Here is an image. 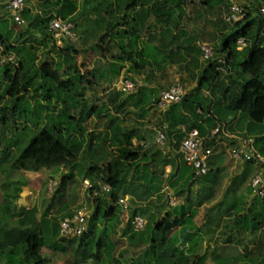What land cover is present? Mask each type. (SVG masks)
Returning <instances> with one entry per match:
<instances>
[{
	"label": "rangeland",
	"instance_id": "obj_1",
	"mask_svg": "<svg viewBox=\"0 0 264 264\" xmlns=\"http://www.w3.org/2000/svg\"><path fill=\"white\" fill-rule=\"evenodd\" d=\"M55 1L26 0L25 7L20 12L25 24L20 26L13 21L6 10L7 0H0L1 18H4L0 20V37L13 48L28 43L36 46L38 58H42L43 51H46V54L48 51L46 60L49 62L58 60L57 54L51 50L52 43L63 51L68 48L70 59L66 62L63 61L61 78L80 81V85L85 87L84 90H80L81 95L77 97L79 104L68 108V114L73 119H78L81 112L89 107H101L103 109L101 115L98 117L90 115L83 121L87 132L93 131L101 137L104 131L107 130V115H115L118 124L133 134L132 143L134 147H139L141 152L146 151L148 156L146 159H140L139 162L127 169L124 185L120 191V195H126L129 201H132L134 208L132 207L124 212L116 204V213L110 219H107L103 214L114 205V201L109 195L101 196L97 229L94 234L89 235L90 239L85 245L78 242L70 243V241L65 243L61 241L59 235H56L54 240L58 242V247L53 248L49 246L52 235L42 232L44 245L41 246L40 253L46 261L45 264H131V261L139 255L141 249L131 244L134 242H129V234H124V237L120 234L122 230L126 231L129 227L131 210L136 209L139 214L143 215L147 223L149 220L158 219L170 208L164 197L166 190L172 191L184 203L188 202L191 206H196L200 201H198L199 196L196 193L197 190L195 192V188L198 185L203 187V179L206 180L205 178L211 175L214 170L210 164L209 173L197 177L191 186L188 188L179 187L178 190L173 189L169 183L172 172L167 173V166L170 162L175 164L177 158L176 134L171 136L163 146H158L154 142L155 129L161 122L167 121L163 117L164 111H149L146 115H142L140 111L130 105V102L142 89L149 86L161 91L171 84L179 82L184 88L185 95L195 91L197 85L196 75L199 71H195L191 57L197 56L199 70L206 64V61L201 59L197 41H205L214 48L213 59L222 57V55L215 52V49L220 40L218 32L220 33V31H224L229 27L223 19L225 0H185L180 9H175L169 14L163 12L161 22L147 23L152 27L149 28L148 33L147 30L143 33L144 39L150 40L154 47L163 40L166 43L171 41L172 44L169 45V48L171 47L174 51L179 50L182 54L188 53L189 62L186 65L184 63H168L164 66L161 64L162 54L152 49L143 59L144 66L141 69H131L129 61L118 62L115 57L120 53L119 45L125 43L126 39L107 36L104 41H100L99 37L102 36L103 29H97L95 23H74L75 40L62 39L60 44H57L53 39L44 41L39 23L48 14L53 17L60 16L58 13L61 8L56 5ZM107 1L74 0L79 8V15L84 21L94 19L98 16V13L106 10ZM252 1L238 0L240 4L245 5H251ZM35 7H40L47 12L33 13ZM156 13V16L159 17L161 10ZM75 18L72 17L70 20L74 21ZM102 18H100L102 23H109L110 20H114L110 15ZM48 27L45 32L47 36H50ZM262 44L264 45V39ZM180 45L182 46L178 47ZM116 63H122L118 72H116V67L113 66ZM218 69L221 71L222 88H233L227 78L231 74L235 75V72L220 67ZM123 79L131 80L134 84V90L130 92L121 91L119 85ZM3 86L4 81L0 70V94ZM116 94V100L111 103L110 99L114 98ZM203 94L205 93L203 92ZM27 99L30 101L31 106L36 104L35 100L28 97ZM216 100L215 98V102ZM121 101L124 102L123 108L116 110L114 104ZM7 102L6 98L0 99V106ZM183 103H179L174 107L181 108ZM216 104H213V107L216 108ZM178 110L180 111V109ZM44 113L45 111L41 112L37 126L33 121L35 117L32 119L29 116H22L21 119H16L0 127V226L4 228H12L20 224L18 212L25 211L24 208L30 206L28 202L33 195L34 206L36 207L34 215L37 221L44 218L49 220V216L56 217L59 221L61 217L67 216V213H73L79 208H85L87 220L89 221L97 209V203L88 190L84 188L82 177H85L86 170L91 167L102 168L112 159L115 153V149L103 144L100 138L93 142L90 149L85 148L74 167L41 168L37 171H25L10 167V163L14 158L29 144L31 138L39 132V129L46 124L47 121L43 118ZM174 115H177V113L174 112ZM188 118L187 116V123L191 121ZM179 119L180 117L173 122L174 126L180 124ZM223 122L227 124V130L230 124H234L232 126L233 131L238 129L242 134L261 138L258 144L261 148L263 147L264 127L262 125L251 124L250 120L239 116L233 121L230 118H225ZM55 126L60 129L62 139L66 138L68 133H75L73 131V129L75 130L74 125L70 126L66 118L62 122L54 123ZM215 145L210 159L213 160L221 151L220 155L225 156L224 163L226 166H232L233 161L228 158L226 153L230 141L220 137L219 143ZM183 166L188 172L192 170L191 167L185 164ZM253 170L251 166H246L245 170L238 176V182L241 183L244 178L249 177ZM150 173L154 178L148 181L147 177ZM70 176L71 178L67 180V177ZM221 180H227L228 182L230 178L228 174H225L221 177ZM147 186L149 187L146 189ZM154 186H158V189L154 190ZM149 190L152 193L146 197L145 194ZM245 199H248V205H260L259 200L250 193H245V196L240 197V201ZM203 218V212L200 211L195 216L196 223H201ZM211 219L212 221H210V226L207 229L213 236L210 245L207 247L201 245L198 251L196 250L198 255H205L206 262L204 264H261V262H264V228L251 232L248 236L244 231L227 227V214L222 213L219 218L218 215H215ZM34 227L36 231L39 230L38 225ZM103 229H106L105 234L102 233ZM114 230L115 234L113 233ZM146 231H149V229H145ZM97 241L100 243L98 248L96 247ZM0 264L7 263L3 258H0Z\"/></svg>",
	"mask_w": 264,
	"mask_h": 264
},
{
	"label": "trees",
	"instance_id": "obj_2",
	"mask_svg": "<svg viewBox=\"0 0 264 264\" xmlns=\"http://www.w3.org/2000/svg\"><path fill=\"white\" fill-rule=\"evenodd\" d=\"M184 1L116 0L115 11L110 9L112 5L106 4V10L98 13V16L94 19L85 20V22L95 23L97 29H103V34L99 37L100 41H104L107 36L126 39L125 43L119 45L120 53L115 58L118 62L129 61L131 69H141L144 66L143 59L152 49L162 54L161 64L164 66L168 63H184L186 65L189 62L188 53L182 54L179 50L174 51L171 47L169 48V45L172 44L171 41L166 43L163 40L154 47L150 40L143 37V33L146 30L148 33L149 28L152 27L147 23H157V21L162 20L163 12L169 14L175 9H180ZM55 3L61 8L58 13L59 17L63 19L77 17L72 21L73 23L81 17L77 3L75 4L74 0H56ZM123 5L125 6V12H123ZM242 5L246 7L245 17L233 24H228L229 27L219 33L220 40L217 43L215 52L222 55V57L213 59L212 56L210 59L205 60L206 64L200 70L197 56L191 57L195 71H199L196 75L197 85L195 91L183 96L179 102H184L181 108L174 107L179 103L170 107L173 115L171 120L166 122L169 127V134L167 135L171 137L176 134V148L179 146L182 134L178 129V132L176 129L174 131L171 129L175 127L173 122L177 121L179 117L180 124L178 125H184L187 129L197 128L199 134L205 138L203 145L212 146V153L216 145L207 138V135L217 125L224 124L227 127V124L223 122L225 118H230L233 121L239 116L247 118L251 124L264 127V45L262 44L264 18L259 14V0H253L251 5ZM137 7L139 11L134 13L132 17V13ZM159 10H161V15L158 17L156 12ZM108 15L111 18L113 17L114 20H110L109 23H102V17ZM52 18L53 16L48 14L39 23L44 41L53 39L50 32V36H47L45 32ZM239 37H246L250 40L251 45L237 50L235 43ZM0 44L3 46L5 53L13 52L17 58L16 66L5 63L1 68L4 86L0 99L6 98L8 102L0 106V127L16 119H21L22 116H29L32 119L35 117L33 121L37 126L42 111H45L43 118L47 121L39 129V132L31 138L29 144L14 158L10 163V167L25 171L62 166L74 167L85 148L90 149L93 142L100 138L103 144L111 149L114 148L115 153L112 159L102 168L95 166L86 170L84 178L89 179L93 188H98V181L110 185V192L107 195L112 198L114 205L103 214L107 219H110L116 213L115 201L120 196V191L123 188L127 169L139 162L140 159H146L147 152H141L139 147H134L132 143L133 134L118 124L115 115H107V130L104 131L101 137L93 131L87 132L83 121L90 115H96L97 117L101 115L103 110L101 107H89L81 112L78 119H73L68 114V108L79 104L77 97L81 95L80 90L85 88L80 85V81L61 78L63 63L70 59L68 48L63 51L52 43L51 50L57 54L58 60L49 62L46 60L48 51L47 54L46 51H43L42 58H38L37 47L30 43L13 48L0 37ZM121 65L122 63L113 64L116 67V72L120 70ZM219 67L235 72V75L231 74L227 78L233 88H222ZM158 94L159 91L154 87H146L138 93L130 102V105L140 111L142 115H146L151 111V102L157 98ZM27 97L35 100L36 104L31 106ZM116 98L117 94L110 99L111 103ZM215 98L217 99L216 102ZM213 104H216V108L213 107ZM114 106L116 110L122 109L124 102L121 101L114 104ZM174 112L177 115H174ZM187 116L191 120L189 123H187ZM64 118L68 119L70 126L74 125L75 130L73 129V131L75 133H68L63 140L60 129L54 127V123L62 122ZM231 125H229V129L233 130ZM259 139L261 138L254 137L255 145L264 155V140L261 148L258 144ZM219 153L221 154V151ZM176 160L175 164L168 163L175 168L170 176V186L175 190H178L179 187L188 188L197 177H195L193 168L181 159L180 154H177ZM183 164L191 167L192 170L188 172ZM70 178L71 176L67 177V180ZM147 178L148 181H151L154 176L150 173ZM157 189L158 186H154V190ZM87 190L91 194V188ZM151 193L149 190L145 196L147 197ZM93 199L97 203V209L88 221L87 231L83 235L69 240L60 238L61 241L65 243L69 241L70 243L78 242L85 245L90 239L89 235L94 234L100 214L101 196H96ZM129 202L130 208H132V201ZM259 202L260 205L258 206H255V204L240 206L238 203L229 205L227 208V227L244 231L262 230L264 228V203ZM169 207L164 215L158 219L149 220L148 223L146 221L145 229L148 228L149 231L145 232V229L134 231L129 224L125 235L129 234V242H134L131 244L141 249L139 255L131 261V264H204L206 262L205 255H198L196 251L184 252L175 246L168 237L173 229L179 228L184 241L192 240L191 244H196L198 239L193 240V235L190 233L194 229L193 217L195 215V210L191 209V204L183 202ZM131 211V216L138 213L136 209ZM35 213L36 207L33 205L25 211L18 212L20 222L18 226L12 228L0 226V258H3L7 264H45L46 261L40 253V248L44 245L42 232L52 235L50 247H58V242L54 240V236L59 235L60 220L64 216L59 221L56 217L51 216H49V220L44 218L37 221ZM71 215V212L67 213V216ZM35 225L39 226L38 231H36ZM201 228H198V230L206 232L205 229ZM105 232L106 229H103L102 233L105 234ZM99 245L100 243L97 241L96 247L98 248ZM261 264H264V262H261Z\"/></svg>",
	"mask_w": 264,
	"mask_h": 264
},
{
	"label": "built area",
	"instance_id": "obj_3",
	"mask_svg": "<svg viewBox=\"0 0 264 264\" xmlns=\"http://www.w3.org/2000/svg\"><path fill=\"white\" fill-rule=\"evenodd\" d=\"M25 2L26 0H7L5 4V8L13 21L20 26L25 24V21L20 16V12L25 7ZM259 4V14L264 18V0H259ZM245 15L246 7L240 4L238 0H225V12L223 15L225 23L233 24L242 20ZM49 32L57 44H60L62 39H76L74 23L70 19H63L59 16L51 19ZM235 45L237 50H241L251 45V42L246 37H239ZM197 46L203 61L213 56V47L209 43L197 41ZM5 63L16 66L17 58L13 52L5 53L3 46L0 44V70ZM119 89L123 92H130L134 90V84L129 79H123L120 82ZM184 95L183 86L179 82H175L161 90L157 98L152 100L151 111L163 112L172 105L179 103ZM177 129L182 134L178 151L183 161L193 168L195 177L207 175L209 172V160L212 155V146L203 145L205 138L199 134L197 128L187 129L184 125H179ZM168 131L169 127L166 122H161L156 127L154 142L158 146L165 144ZM220 137L226 138L231 142L227 146L226 151L233 161H241L256 167L249 181L250 192L252 196L264 203V155L256 147L254 138L251 136L230 135L225 131L224 125H218L213 128L207 138L217 144ZM83 183L85 189L91 188L92 198L104 196L110 192V185L105 182L98 181V188H93L89 179H85ZM164 197L169 206H175L182 202L180 198L176 197L169 190L165 191ZM115 204L119 205L124 212L130 209L129 198L127 196H119ZM130 224L134 231H141L146 225V220L143 215L137 213L130 217ZM59 226L60 238L64 240L83 235L88 228L85 208L73 211L71 216H64L60 220Z\"/></svg>",
	"mask_w": 264,
	"mask_h": 264
},
{
	"label": "crops",
	"instance_id": "obj_4",
	"mask_svg": "<svg viewBox=\"0 0 264 264\" xmlns=\"http://www.w3.org/2000/svg\"><path fill=\"white\" fill-rule=\"evenodd\" d=\"M107 2H108V5H112V7L111 6L110 7L112 10L115 11L116 0H108ZM123 9H124L123 12H125L126 10H125L124 5H123ZM41 11L47 12V11H43V9H41L40 7H37V8L35 7V9H33V13L38 14ZM138 11H139V8L137 7L134 10V12L132 13V17L134 16V13H137ZM2 19H4V18H1V13H0V20H2ZM75 23H86V22L84 21V19L82 17H79L75 21ZM218 34H219V32H218ZM172 112L173 111L170 110V108L164 111L163 117H165L167 119V121H163V122H169L171 120V117L173 115ZM221 125H224V124H221ZM233 125H231V127ZM178 126L179 125H176L171 130L174 131L176 129V131H177ZM224 127H225V131L230 135L251 136V135L242 134L241 131H239L238 129H237V131H233L229 128L227 130L225 125H224ZM234 132H236V133H234ZM209 133H210V131H209ZM209 133H208V135H209ZM168 134H169V132H168ZM208 135H207V137H208ZM251 137H253V136H251ZM169 138H170L169 135H167V142L169 141ZM178 147L176 148V155L179 154ZM164 152H166V151H164ZM226 153H227V151H226ZM224 157L225 156H223V154L220 155V153H219V154H217V156L215 158H213V160L210 159V164L212 165V169L214 170V172H212L211 175H209L210 177L207 176V178H205L206 180L203 179V181H204L203 187H200V185H198L195 188V192L197 190L196 193H198V196H199L198 201H200V202H198L199 204H197L196 206L191 207V209L195 210V215L193 217L194 229L192 231H190V233L193 235V238H192L193 240L196 238L198 239L196 241V244L192 245L191 244L192 240L191 241H188V240L184 241L180 235V229L179 228L173 229L168 234L170 241L175 246L182 249L184 252H188V251L192 252V251H196V250L198 251L199 246L202 245V246L207 247L210 245V241H211L213 236H212L211 232L207 231V229L210 226V224H209L210 221H212V219H211L212 216L215 217V215L216 216L218 215V218H219V216L222 213L227 214V208L232 203H238L240 206H242L243 204H248V202H249L248 199H245L244 201H240V197L245 196V193L251 194L250 187H249V181H250L252 174L255 172L256 167L253 166L252 164L244 163L241 161H233L229 157V155H228V158L231 161H233V165L232 166H226V164L224 163ZM246 166H251L254 170L250 174L249 177L244 178V180H242L241 183H239L238 182V180H239L238 176L245 170ZM172 168H173V165L168 164L167 173L172 172V171L174 172L175 168H173V169ZM209 170H210V168H209ZM225 174H228L230 181L228 180V182H227V180H221V177ZM166 176H167V174H166ZM215 177H216V179H215ZM82 179L84 181L87 178L82 177ZM223 181H225V182H223ZM33 189L35 190V188H33ZM170 192H172V191H170ZM120 196H126V195H120ZM178 198H180V197H178ZM31 199L28 202V203H30V206L25 207L24 208L25 210L31 208L34 205V195L31 197ZM183 202L184 201L182 200L181 203H183ZM120 211H122V210H120ZM200 211L203 212L204 218L202 219L201 223L197 224L195 221V216L197 214H199ZM200 227H202L203 230L205 229L206 232L199 231L198 228H200ZM240 231H244V230H240ZM244 232L246 233V235L248 234V236H249L251 234V232H255V231H244ZM113 233L115 234L114 231H113ZM120 234L124 237L125 230H122Z\"/></svg>",
	"mask_w": 264,
	"mask_h": 264
}]
</instances>
